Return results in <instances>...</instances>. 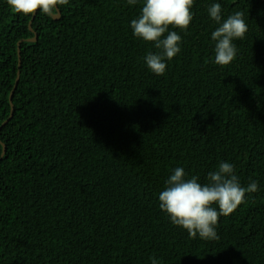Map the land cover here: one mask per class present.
Returning <instances> with one entry per match:
<instances>
[{"label":"trees","instance_id":"16d2710c","mask_svg":"<svg viewBox=\"0 0 264 264\" xmlns=\"http://www.w3.org/2000/svg\"><path fill=\"white\" fill-rule=\"evenodd\" d=\"M217 2L248 25L225 67L207 12ZM142 3L38 11L33 43L32 15L0 0V126L22 41L0 128V264H264V0H194L163 76L130 27ZM221 162L259 190L219 218V240L190 238L158 194L176 167L206 183Z\"/></svg>","mask_w":264,"mask_h":264},{"label":"clouds","instance_id":"9594fccd","mask_svg":"<svg viewBox=\"0 0 264 264\" xmlns=\"http://www.w3.org/2000/svg\"><path fill=\"white\" fill-rule=\"evenodd\" d=\"M127 3L136 5L138 0H127ZM7 4L14 13L27 16L39 11L54 18L61 7L69 4V0H7ZM193 6L194 0H143L138 17L131 20L133 35L158 50L155 53L149 51L144 57L153 74L163 76L167 61L181 52L182 37L179 33L189 29L194 18ZM207 12L218 25L211 33V39L215 41L214 62L221 67L228 66L237 57L233 41L244 39L248 31L244 13L235 11L223 18V9L218 2L211 4ZM234 169L233 164L221 162L207 174V182L201 183L199 176L186 178L184 169L176 167L158 194L159 208L173 225L186 230L190 238L198 236L206 241L219 240V218L232 214L245 202L247 194L259 190L255 180L246 187L242 186ZM150 259L151 264H159L157 259Z\"/></svg>","mask_w":264,"mask_h":264},{"label":"water","instance_id":"95a60500","mask_svg":"<svg viewBox=\"0 0 264 264\" xmlns=\"http://www.w3.org/2000/svg\"><path fill=\"white\" fill-rule=\"evenodd\" d=\"M35 15H36V13L31 16V19H30V21L28 23V30H29V32H31L33 34V37L30 38V39H27L26 42H33L34 43L37 40V35H36L35 32H33L32 27H31V23H32ZM59 16H60V12L58 11L57 16L54 17V18H52V17L51 18L54 19V20H57L59 18ZM21 42L22 41H19L17 43V69H18V71L16 73V78H15V82H14L13 89L11 90L10 95H9L10 112H9L8 117L1 123L0 128H2L5 124H7L10 121V119L12 118V116H13L12 95H13V92H14V90L16 88V84H17V82L19 80V74H20L19 68H20V64H21L20 63V43ZM0 145L2 147V151H1V154H0V158H2L3 155H4V153H5V146L1 142H0Z\"/></svg>","mask_w":264,"mask_h":264}]
</instances>
